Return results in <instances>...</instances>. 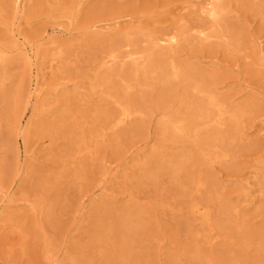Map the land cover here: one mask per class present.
<instances>
[{
  "label": "rangeland",
  "instance_id": "obj_1",
  "mask_svg": "<svg viewBox=\"0 0 264 264\" xmlns=\"http://www.w3.org/2000/svg\"><path fill=\"white\" fill-rule=\"evenodd\" d=\"M75 1L32 0L24 16L13 18L11 1L0 0V20L9 21L0 22V45L10 47L11 31L15 34L18 29L20 40L26 37L44 57L38 63L43 72L44 105L34 113L33 101L25 98L31 88L28 64L15 51L6 55L9 61L0 62V74L4 71L9 76L0 86V213L11 218L0 226V264H52L44 258L48 246L59 264H70L71 258L76 264H202L199 257L203 255L223 264H264V202L244 207L246 194L257 188L258 168L264 162V125L260 122L264 119V65L257 60L252 42L260 37L264 56V0H224L228 8L222 22L224 36L206 43L195 37L197 21L189 15V7L201 0H87L73 19L68 11ZM96 20L108 21L107 33L113 28L130 32L133 44L118 47L119 59L111 65L116 91L108 94L91 86L99 70L97 58L108 44L83 34L85 23ZM136 28L154 34L183 32L186 40L177 62L187 66L188 76H203L207 83H215L219 95L227 96L232 105H250L252 112L244 122L248 136L232 145L224 162H203L190 140L162 142L161 107L188 116L203 100L191 89V80L160 83L153 79L126 93L122 90L127 78L120 71L131 66L123 55L134 48L149 54L146 36L132 33ZM51 38L64 44L61 63L67 65L48 73L44 67ZM119 38L115 41L123 39ZM229 42L244 48L233 51L226 46ZM152 59L160 65L161 58L154 55ZM73 84L87 96L67 87ZM54 90L57 94L50 95ZM115 92L140 114L122 128L108 131L105 141L93 147L97 148L94 156L77 153L78 136L87 134L104 113L115 111L111 96ZM19 120L29 124L27 147L40 157L37 164L30 159L33 165L28 173L17 172L22 163L17 155ZM158 146L167 153L190 152L177 178L165 170L155 179L143 174L144 168L154 165L152 148ZM133 155H137L135 165L127 166L125 159ZM118 164L127 169V175L108 182L112 186L106 189L115 198L97 200L81 210L82 202L114 176ZM77 174L82 177L76 178ZM190 177L201 179L200 192L189 183ZM247 178L251 179L244 187ZM223 184H227L224 189ZM221 191L219 199L217 192ZM191 201L210 207L211 242L204 235L191 234L199 229V221L188 214ZM230 206H238L240 218L233 217ZM129 212L138 213L128 230L123 218Z\"/></svg>",
  "mask_w": 264,
  "mask_h": 264
},
{
  "label": "bare ground",
  "instance_id": "obj_2",
  "mask_svg": "<svg viewBox=\"0 0 264 264\" xmlns=\"http://www.w3.org/2000/svg\"><path fill=\"white\" fill-rule=\"evenodd\" d=\"M10 1L13 18H15L16 15L24 16L27 12L29 4L32 2V0ZM86 1L87 0H76L74 2V6H72L73 8L68 11V16L75 19L80 6ZM189 8L191 9L189 11V15L193 14L195 20L197 21L195 24V37L198 40L206 43L210 42L214 38L219 39L224 36L222 22L228 13V8L224 3V0H201L199 4H192ZM1 11H3L2 7H0V12ZM261 15L264 16L263 13H261ZM202 19H204V21ZM0 22L9 23V21L7 22L5 20H0ZM107 22L108 21L99 20L88 21L82 27L83 34L86 37L95 40L101 39L108 43L106 44L103 52L97 58V67L99 70L95 72L96 74L93 78L95 84L91 85L93 89L96 86L101 87L103 93L105 94L116 91L114 84H112L113 74L111 65L119 59L116 53L118 47L133 45L129 37L131 33L126 30H117L116 28H113L110 30L112 33L105 32L104 29L107 27ZM10 23H13V21H10ZM206 23H209V25L207 26ZM18 25L20 26L21 23ZM66 29L68 28L66 27L64 30ZM17 31L18 32L15 34L11 31L14 40L10 47L0 45V62L5 63L6 61H9L6 55L15 51L16 55H20L28 64L30 80L28 86H31V88L28 92H26L25 98L27 99L26 102L30 101L31 103L33 101L31 109L34 113V111H40L44 105V88L42 86L43 72L41 70L42 68L39 66L43 62L44 57L43 54L42 56L40 55V48H34L26 37H22V40H20L22 33L18 29ZM134 32H139L146 36L148 42L147 51L149 54L147 56L145 52L134 48L127 51L126 54L123 55L122 58L128 59L131 66L127 70L122 69L123 71H120L123 73L124 77L127 78V80H124L122 90L126 93L136 85L140 86L150 83V80L153 79L155 82L160 83L169 80H191L193 82L191 89L197 94H200L203 97V100L196 105L195 110L191 114H188V116L177 113L172 114L167 110V107H161L162 109L160 111L161 117L159 123L162 142L172 143L178 139L190 140L194 149L193 151L203 162H224L230 156V149L232 145L237 141H243L248 136V133L245 132L244 129V122L247 116H249L252 112L250 105H232L228 101L229 98L227 96L219 95V89L216 87L215 83H207L203 76L199 79H195L191 75L188 76V71L186 69L187 66L183 63L177 62L178 55L181 52V44L186 40L183 32L170 30L154 34L149 31L145 32L144 28H136V30L132 33ZM117 38L120 40L122 38L123 39L116 42L115 40ZM252 42L255 47L257 60L264 65L263 48L261 46L262 41L260 40V37H254ZM49 44L52 46L46 48L48 52L46 57L47 65L44 69L48 73H52L54 70H59L64 67V65H67V62L61 63L65 53L64 44L62 42L57 43L54 38L50 39ZM226 46L228 48L232 46V50L236 52H240L244 48L242 46L240 47V44L234 45L232 42L226 43ZM154 55L161 58L159 66L157 65L158 60L155 61L152 59ZM211 65L218 66L219 68L217 63L211 62ZM100 71L103 73L101 76L99 75ZM5 74L6 73L4 71L0 74V86H2L4 84V80L9 77ZM155 75H157L158 78H155ZM120 77L121 76H119V78ZM67 87H72L74 92L81 96H87L86 93H83L82 95L80 87L77 84H73L72 86L67 85ZM54 93L57 94V91L54 90L50 93V95H53ZM111 96L114 99L115 111L111 114L104 113L102 117H99L98 120L92 123L87 134L78 136L75 142V145L77 146V153L87 152L89 156H94L97 152V148L94 149L93 147H97L98 144L100 145L105 141L104 137L108 131H116L117 129L122 128L125 124L131 121L136 114H140V111L134 109L131 104L120 99V95L117 94V92ZM39 102L40 105L34 106L35 103ZM260 122H263L264 125V119ZM16 127L18 135L20 136L19 140L21 141L17 147V155L21 156L20 158L18 157V162L22 161L21 165L17 167V172L19 171L20 173H24L26 171L28 173V171L32 169L31 166L33 165L30 159H32L34 164H37L40 162V157H38L35 149L29 150V147H27L26 142L29 136V124L25 123L22 125L21 120H19ZM189 155L191 154L188 150H181L176 153H167L163 150L162 146L154 147L152 148L151 156L155 158V163L152 167L144 168L143 174L149 179H155L159 176L160 172L165 170L173 178H177L178 173L184 169V166L189 159ZM136 156L137 155L127 157L124 163L127 166H134L136 162L133 163V161L137 158ZM126 171V168L121 169L120 164L116 165L113 170L114 176L110 177L109 180L101 186L98 193L89 195L82 202L81 210L91 208L97 200L114 199L115 197L112 192L106 189L112 186V184H109L108 182H113L112 180H123L127 175ZM258 171L256 182L257 188L253 191V193L249 192L246 194L244 198V202L247 203V205L244 206L246 208L255 207L257 203L264 202V162L258 168ZM81 177L82 176H79L78 174L76 175V178ZM249 179L251 178H247L245 180L244 187H247ZM189 180V183L192 184L195 191L200 192L201 187L204 185L201 179L190 177ZM114 184L116 185L117 183ZM225 186H227V184H223L221 188L224 189ZM1 189L2 185L0 182V192L2 191ZM223 193V191L217 192V197L221 199L223 197ZM21 199H23L27 204L30 203V200L27 198ZM8 200L12 201L10 197ZM32 206L36 208V205ZM229 211L234 218H240V209L238 206H230ZM137 213L138 212H129L125 214L123 220L126 229L129 230L133 227V219L136 217ZM188 214L193 221H199V229L192 230V236L199 237L204 235L207 239L206 241L211 242L214 239L211 234V232L214 231V222L210 207L199 201H191L188 205ZM7 220L10 221L11 218L7 216L4 218V215H1L0 213V226H2L4 221ZM236 225L237 227H240V224ZM74 226H78V223H75ZM15 229H20V227L15 225ZM261 242L264 243V238L261 239ZM44 258L52 264H59L58 258L54 256V253L49 246L45 251ZM199 258L202 264H223V262L219 263L208 255H203ZM73 259L74 258H71L70 264H76Z\"/></svg>",
  "mask_w": 264,
  "mask_h": 264
}]
</instances>
